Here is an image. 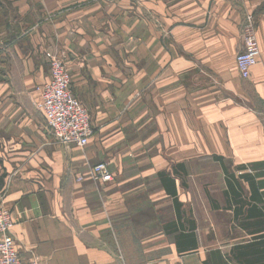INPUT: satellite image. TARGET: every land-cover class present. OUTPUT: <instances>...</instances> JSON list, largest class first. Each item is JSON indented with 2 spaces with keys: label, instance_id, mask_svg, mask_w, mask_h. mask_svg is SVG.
Wrapping results in <instances>:
<instances>
[{
  "label": "crops",
  "instance_id": "crops-1",
  "mask_svg": "<svg viewBox=\"0 0 264 264\" xmlns=\"http://www.w3.org/2000/svg\"><path fill=\"white\" fill-rule=\"evenodd\" d=\"M62 53L84 149L38 110ZM0 202L22 261L264 264V0H0Z\"/></svg>",
  "mask_w": 264,
  "mask_h": 264
},
{
  "label": "built area",
  "instance_id": "built-area-1",
  "mask_svg": "<svg viewBox=\"0 0 264 264\" xmlns=\"http://www.w3.org/2000/svg\"><path fill=\"white\" fill-rule=\"evenodd\" d=\"M241 42L242 51L236 56V65L241 79L248 80L261 56L255 20L251 16L246 18L241 29ZM49 65L50 80L42 87V103L38 105V110L57 143L84 149L93 134L90 112L72 93V76L66 56L63 53L52 56ZM91 177L102 183L112 181L105 163L95 165ZM14 224L11 212L0 202V264H45L38 257L30 261L21 260L11 235Z\"/></svg>",
  "mask_w": 264,
  "mask_h": 264
},
{
  "label": "rangeland",
  "instance_id": "rangeland-1",
  "mask_svg": "<svg viewBox=\"0 0 264 264\" xmlns=\"http://www.w3.org/2000/svg\"><path fill=\"white\" fill-rule=\"evenodd\" d=\"M76 97V96H75ZM77 98V97H76ZM78 99V98H77ZM79 100V99H78ZM80 101V100H79ZM81 102V101H80ZM82 103V102H81ZM83 104V103H82ZM84 105V104H83ZM85 106V105H84ZM89 111V110H88ZM91 116V115H90Z\"/></svg>",
  "mask_w": 264,
  "mask_h": 264
}]
</instances>
